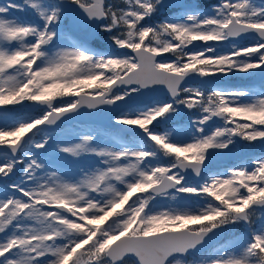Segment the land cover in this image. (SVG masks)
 Masks as SVG:
<instances>
[{
	"label": "snow or ice",
	"instance_id": "1",
	"mask_svg": "<svg viewBox=\"0 0 264 264\" xmlns=\"http://www.w3.org/2000/svg\"><path fill=\"white\" fill-rule=\"evenodd\" d=\"M66 25L106 36L109 50ZM257 69L264 0L206 9L184 0L0 2V264H264V156L209 167L241 142L264 145V88L209 87V78ZM156 85L170 99L130 105ZM102 108L121 110L110 133L56 145L87 162L71 175L50 169L49 130ZM182 108L196 118L160 128ZM237 225L248 230L221 242Z\"/></svg>",
	"mask_w": 264,
	"mask_h": 264
},
{
	"label": "rangeland",
	"instance_id": "2",
	"mask_svg": "<svg viewBox=\"0 0 264 264\" xmlns=\"http://www.w3.org/2000/svg\"><path fill=\"white\" fill-rule=\"evenodd\" d=\"M0 2H3V0H0ZM17 2H19V0H17ZM218 2H219V0H187L185 3H190V4L198 3V4H200L201 8L206 9L210 4H216ZM18 15H23V14L18 13ZM25 15H30V14L25 13ZM95 40L102 42V46L93 45L94 47H96L98 49L103 47L102 48L103 50H109L107 47L108 42L106 40V36H99ZM62 43L67 45V41H64ZM240 43H241V46H244V45H248V44L252 43V41L249 39H243L242 41H240ZM258 71H260V70L259 69L255 70L254 74L235 73V74H232V75L227 76V77H223V76L217 77V79H220L221 81H223L221 83V85H219V87H221V88L254 87L256 89L264 88V76H262L263 73L261 72L259 74ZM254 77H260L263 80L261 81V83L259 85L258 84L249 85L248 81H250ZM192 86H200V85H192ZM166 98H168V97H166ZM129 110H131V108ZM87 112L90 113V115L96 114L93 111H87ZM105 112L108 114L110 111L108 109H106ZM195 118L196 117L192 116L188 112L187 109L182 108L179 115L174 120L168 121L166 124L160 125V128L163 129L164 127H169V126H173V127L184 126V125L188 124L190 119H195ZM112 120H114V118L110 120L111 125H112ZM97 129L98 128H95V129L80 128L79 129L78 127H71V128L63 127L61 130H59V132H57V131H54L51 133L48 132V134L55 141V143L52 145V147H49L48 152L45 155V157H43L47 161L49 168L52 170H58L61 172L69 170L70 171L69 173L66 172L69 175L75 173L77 168L80 166V164L87 162L88 158H84L81 161H74L70 157L61 156V154H59L56 151V145L60 144L61 142H63V143L73 142V141L77 140V138L80 135L87 133L89 131H92V130H97ZM108 130H110V131H108V133H110L112 130V126H111V128L109 127ZM241 144L243 146H238L230 154L216 156L211 161L209 167L213 171H215V170L222 171L225 168H230L234 165H237L242 159L246 160V159H250L253 157L264 156V145H261L260 142H255L254 145H251V146L244 144V142H241ZM63 164L65 165V168H63ZM19 175H20V172L18 169L17 174L15 176H13L8 181V183H12L13 181L18 182ZM193 183H196V182H193ZM193 199H195V198H193ZM170 203H172V202L161 200L159 203V206L163 207L166 204H170ZM258 225H259V221H254L252 227L255 228ZM247 230L248 229H246L244 225L233 226L225 232L223 240L231 239L234 237H239L242 233L246 232ZM223 240L221 242H223Z\"/></svg>",
	"mask_w": 264,
	"mask_h": 264
},
{
	"label": "water",
	"instance_id": "3",
	"mask_svg": "<svg viewBox=\"0 0 264 264\" xmlns=\"http://www.w3.org/2000/svg\"><path fill=\"white\" fill-rule=\"evenodd\" d=\"M261 1V0H259ZM70 30L72 31V33L80 39H89V41H91L93 39V37L88 35V32L83 29V28H76V27H71L70 25H67ZM258 73H261V70L258 71ZM262 76H264V73L262 74ZM211 79V78H209ZM261 78L260 77H255L253 79V82H257L259 81ZM217 81V80H215ZM194 82H199L198 80L196 81H192L191 83ZM167 94V89L164 88V86L162 85H156L153 86V88L144 90V95L142 96H137L134 100L130 101V105L135 106V105H142L143 103L149 102V101H153L156 98H162ZM107 108H102V109H97L93 112H95L96 114L94 115H90V113H88L87 109H83L80 114L73 116L71 119H67L65 120L60 127L64 126V125H70L73 122H77V123H93V124H100L103 125L105 127H109L111 126L110 120L115 118L116 115L120 114V109H108L110 112L107 114L105 112ZM114 109V110H113ZM130 109V108H129ZM129 109H124L125 111L129 110ZM89 114V115H88ZM59 127V128H60ZM59 128H55V129H51V130H56ZM193 180L197 181L196 178L193 176L192 177Z\"/></svg>",
	"mask_w": 264,
	"mask_h": 264
},
{
	"label": "flooded vegetation",
	"instance_id": "4",
	"mask_svg": "<svg viewBox=\"0 0 264 264\" xmlns=\"http://www.w3.org/2000/svg\"><path fill=\"white\" fill-rule=\"evenodd\" d=\"M174 11H176V10H174V9L166 10L165 13L161 14V16L157 17L156 19H163L165 15L171 14ZM197 43L199 44V42H197Z\"/></svg>",
	"mask_w": 264,
	"mask_h": 264
}]
</instances>
